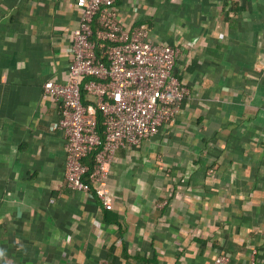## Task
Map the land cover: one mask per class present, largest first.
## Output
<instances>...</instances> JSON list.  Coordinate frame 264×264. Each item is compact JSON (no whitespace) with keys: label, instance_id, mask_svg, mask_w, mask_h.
<instances>
[{"label":"crops","instance_id":"1","mask_svg":"<svg viewBox=\"0 0 264 264\" xmlns=\"http://www.w3.org/2000/svg\"><path fill=\"white\" fill-rule=\"evenodd\" d=\"M79 0H0V264H264V0H117L181 49L173 121L119 149L113 207L68 188L59 102Z\"/></svg>","mask_w":264,"mask_h":264},{"label":"built area","instance_id":"2","mask_svg":"<svg viewBox=\"0 0 264 264\" xmlns=\"http://www.w3.org/2000/svg\"><path fill=\"white\" fill-rule=\"evenodd\" d=\"M116 2L78 1L68 79L46 81L41 90L43 98L59 102L66 185L92 193L105 210L113 207L107 179L116 151L139 146L173 121L188 94L174 74L180 47L158 44L145 25L123 22ZM99 41L108 44L106 62L97 57ZM213 264H230V258L220 253Z\"/></svg>","mask_w":264,"mask_h":264},{"label":"trees","instance_id":"3","mask_svg":"<svg viewBox=\"0 0 264 264\" xmlns=\"http://www.w3.org/2000/svg\"><path fill=\"white\" fill-rule=\"evenodd\" d=\"M96 27H97V25H96V23H94L93 28L95 29ZM107 47H108V44H106L103 41H99V44H98L97 49H96L97 57L103 62H106ZM98 118L100 119V114H99ZM91 159H92V157L86 158V159H84V162L87 163L88 165H91Z\"/></svg>","mask_w":264,"mask_h":264}]
</instances>
